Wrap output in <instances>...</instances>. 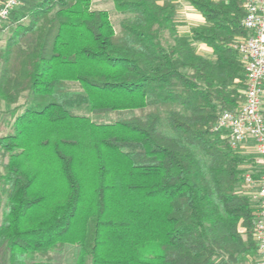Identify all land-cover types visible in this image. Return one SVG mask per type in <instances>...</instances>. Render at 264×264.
<instances>
[{
  "label": "trees",
  "instance_id": "obj_1",
  "mask_svg": "<svg viewBox=\"0 0 264 264\" xmlns=\"http://www.w3.org/2000/svg\"><path fill=\"white\" fill-rule=\"evenodd\" d=\"M111 1L118 30L92 0H20L0 24V264H251L255 156L217 129L246 86L243 0H189L190 38L170 0Z\"/></svg>",
  "mask_w": 264,
  "mask_h": 264
},
{
  "label": "built area",
  "instance_id": "obj_2",
  "mask_svg": "<svg viewBox=\"0 0 264 264\" xmlns=\"http://www.w3.org/2000/svg\"><path fill=\"white\" fill-rule=\"evenodd\" d=\"M20 0L0 3V24L8 19L10 12ZM246 16L243 26L248 36L239 39L235 49L245 68L246 86L241 92L243 100L233 112L221 114L217 129L225 131L232 150H240L248 142L254 145L256 179L252 172L245 176L244 189L257 204L255 239L258 257L252 264H264V0H243Z\"/></svg>",
  "mask_w": 264,
  "mask_h": 264
},
{
  "label": "rangeland",
  "instance_id": "obj_3",
  "mask_svg": "<svg viewBox=\"0 0 264 264\" xmlns=\"http://www.w3.org/2000/svg\"><path fill=\"white\" fill-rule=\"evenodd\" d=\"M166 0H159L160 4H163V2ZM172 2H174L178 7V18H177V23H178V31L181 35L183 36H187L188 38H190V31L193 28L202 26L204 24H206V20L205 18L196 10L195 7H193L190 4L189 0H170ZM92 7L95 9H99L102 11H107L110 13L111 15V19L114 25V28L116 30L119 29V25H120V21L123 18V15L116 12L115 10V6L114 3L111 0H92ZM169 42V38L168 35L165 34L164 36V43L168 44ZM200 47H199V46ZM1 46V44H0ZM194 46L197 50V52L205 55V56H211V48L203 43L198 44L196 42H194ZM202 47L204 49H202ZM1 48V47H0ZM209 50V51H207ZM243 100V99H242ZM242 104V103H241ZM9 110H11L13 107L10 106L8 107ZM4 109V108H3ZM8 112H6L4 118H7ZM113 119L112 117L107 118V121H110ZM100 121V120H99ZM237 152H240V150H237ZM250 155H254V154H250ZM249 156V155H247ZM255 156V155H254ZM58 183V187H60L62 185L61 182H57ZM2 214H3V210L0 207V222L2 220ZM74 249L72 248H67L66 250H64V252L60 255L57 256V264H74ZM253 263V261L251 262V264ZM2 264H9L7 261V257H3L2 259Z\"/></svg>",
  "mask_w": 264,
  "mask_h": 264
},
{
  "label": "crops",
  "instance_id": "obj_4",
  "mask_svg": "<svg viewBox=\"0 0 264 264\" xmlns=\"http://www.w3.org/2000/svg\"><path fill=\"white\" fill-rule=\"evenodd\" d=\"M1 2H2V0H0V3ZM6 35H7V31L6 30H3V31L0 32V44H1L0 47L1 48H3V46L5 45ZM198 44H201V43H198ZM202 49H204V48L202 47ZM204 50H206V48ZM207 51H209V50H207ZM199 54H201V53H199ZM201 55H203V54H201ZM203 56H205V55H203ZM205 57L212 58L213 57V51L211 50V56L209 55V56H205ZM8 107H10V106L5 104L4 102H2L0 100V122L4 119V116H5L6 112H9V111H7L9 109ZM263 109H264V96H263ZM240 153L242 155L254 154V145H253V143L252 142H248L245 146L240 148Z\"/></svg>",
  "mask_w": 264,
  "mask_h": 264
}]
</instances>
